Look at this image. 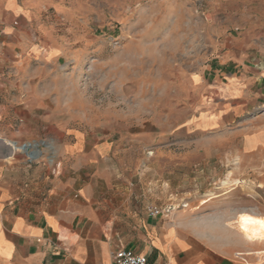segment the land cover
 Masks as SVG:
<instances>
[{"label": "rangeland", "instance_id": "374dc122", "mask_svg": "<svg viewBox=\"0 0 264 264\" xmlns=\"http://www.w3.org/2000/svg\"><path fill=\"white\" fill-rule=\"evenodd\" d=\"M0 9L15 11V27L41 29L27 32L34 39L46 35L35 46L42 59L24 70L116 143L121 170L138 172L133 188L172 203L218 246L247 242L237 215L264 217V82L230 80L220 66L242 40L248 62L264 61V0H0Z\"/></svg>", "mask_w": 264, "mask_h": 264}, {"label": "crops", "instance_id": "0c3cea01", "mask_svg": "<svg viewBox=\"0 0 264 264\" xmlns=\"http://www.w3.org/2000/svg\"><path fill=\"white\" fill-rule=\"evenodd\" d=\"M14 14L0 9V264H111L119 248L149 264H264L261 243L218 246L183 212L150 216L149 208L163 204L133 188L138 172L121 170L116 143L98 140L55 87L35 85L36 72L24 70L42 59L35 46L47 37L27 33L36 26H13ZM244 41L232 42L220 68L230 80L261 85L264 61L248 62ZM38 141L39 149L14 148Z\"/></svg>", "mask_w": 264, "mask_h": 264}, {"label": "bare ground", "instance_id": "6f19581e", "mask_svg": "<svg viewBox=\"0 0 264 264\" xmlns=\"http://www.w3.org/2000/svg\"><path fill=\"white\" fill-rule=\"evenodd\" d=\"M26 146H29V144L27 143ZM38 146H39V143L30 145V147L32 148H37ZM14 148L15 150H18V151H27V148L26 147L24 148L23 144H15ZM204 203H207V200H204L203 204ZM235 225L237 227V230L240 232V234L245 239V241L249 243H263L264 244V217L263 216L254 214L253 212L252 213L241 212L236 217ZM261 252L264 253V249Z\"/></svg>", "mask_w": 264, "mask_h": 264}, {"label": "built area", "instance_id": "2783aa9c", "mask_svg": "<svg viewBox=\"0 0 264 264\" xmlns=\"http://www.w3.org/2000/svg\"><path fill=\"white\" fill-rule=\"evenodd\" d=\"M2 52V42L0 41V54ZM175 206L172 203L166 204L161 208H149L150 216H170L175 211ZM111 264H149L147 258L135 251L127 248H119L112 254Z\"/></svg>", "mask_w": 264, "mask_h": 264}, {"label": "water", "instance_id": "95a60500", "mask_svg": "<svg viewBox=\"0 0 264 264\" xmlns=\"http://www.w3.org/2000/svg\"><path fill=\"white\" fill-rule=\"evenodd\" d=\"M14 145H15V144H14ZM30 145H31V144H29V146H26V144H24L23 147H24V148L26 147V148H27V151H28V149L30 148ZM37 148L39 149V147H37ZM38 154H39V150L34 151V152H30L29 155H30L31 158H36V157L38 156Z\"/></svg>", "mask_w": 264, "mask_h": 264}]
</instances>
